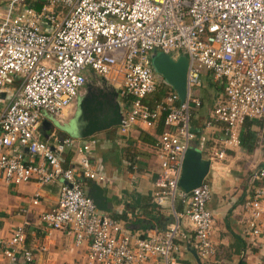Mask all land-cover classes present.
Instances as JSON below:
<instances>
[{
    "label": "built area",
    "instance_id": "obj_1",
    "mask_svg": "<svg viewBox=\"0 0 264 264\" xmlns=\"http://www.w3.org/2000/svg\"><path fill=\"white\" fill-rule=\"evenodd\" d=\"M155 52L186 59L182 100L167 91L145 102L161 86L150 67ZM202 72L221 88L204 124L222 125L220 147L211 151L219 160L225 148L238 146L245 120L264 126V0H0V91L14 84L8 104L0 107V184L57 183L56 206L40 213L39 221L71 237L76 246L87 241L88 264H176L183 218L199 258H209L210 185L204 179L189 192L177 187L183 154L194 141L191 114L200 107L191 88ZM86 74L124 100L116 127L120 136L132 126L147 129L161 120L163 130L153 144L158 162L154 200L182 205L161 234L154 226L151 234L136 236L86 197L81 180H104L86 155L93 140L58 139L53 133L39 139L42 120L61 123L74 108ZM67 151L75 160L63 167ZM130 169L135 174L137 167ZM248 182L240 205L244 234L264 238V167L253 170ZM37 203L34 197L31 204ZM27 225L15 227L7 242H0L8 264L32 263L23 247Z\"/></svg>",
    "mask_w": 264,
    "mask_h": 264
},
{
    "label": "crops",
    "instance_id": "obj_2",
    "mask_svg": "<svg viewBox=\"0 0 264 264\" xmlns=\"http://www.w3.org/2000/svg\"><path fill=\"white\" fill-rule=\"evenodd\" d=\"M169 60L176 62L178 58ZM185 72L186 67L184 78ZM89 75L86 74L85 77ZM13 85L12 82L0 91L3 94L0 97V107L8 104ZM193 88L195 89L191 90V94L198 99L200 107L192 112L190 127L194 138L197 134L196 144L199 145L202 157L206 160L210 157L209 170L204 179L210 185V199L206 203V209L212 218L209 239L213 253L207 259L199 258L194 249L191 226L183 218L180 235L175 240L179 246L176 264H264V238H251L244 234L245 219L240 212V205L250 186V173L264 167V126L262 123L260 126L251 125V140L245 141L243 146L239 143L238 146L225 148L224 156L219 160L213 158L211 151L220 147L222 125L215 124L212 128H206L204 124L216 101L222 96L221 88L211 80L207 72L201 73L198 86ZM85 91L82 90L78 96ZM167 91L174 92L168 85L164 87L161 84L145 98V102L151 104ZM116 101L120 113H124V100L116 96ZM70 115V112L65 113L59 124L65 123ZM160 121L147 129L138 125L132 126L124 136H120L114 127L82 139L94 141L86 155L94 170L104 179L102 182L81 180L84 189L90 183L98 185L103 191L105 203L109 206V213L99 212L120 222L129 232L140 237L151 234L154 226L161 234L171 220L172 211H182V205L178 202L172 206L167 203L157 205L154 200L156 190L153 182L158 172V162L153 144L163 130ZM41 122L37 128L40 140H47L41 136L43 132L47 136L53 133L58 139L68 137L56 129L45 131L41 128ZM241 130L240 127L239 135ZM67 153L68 151L61 157L63 167L70 166L75 160V155L69 157ZM133 164L137 167L135 174L130 169ZM57 194V183L43 186L34 182L19 186L0 184V242H7L12 230L25 222L28 225L25 227L23 247L32 254L31 264H88L87 241L76 246L71 237L60 231L47 230L39 221L40 213L56 206ZM34 197L38 202L35 206L31 204ZM0 264H8L1 254Z\"/></svg>",
    "mask_w": 264,
    "mask_h": 264
},
{
    "label": "water",
    "instance_id": "obj_3",
    "mask_svg": "<svg viewBox=\"0 0 264 264\" xmlns=\"http://www.w3.org/2000/svg\"><path fill=\"white\" fill-rule=\"evenodd\" d=\"M150 67L152 72L175 92L178 99L182 100L185 87V58L180 57L176 62H171L167 56L155 52L150 56ZM105 88V91L97 90L88 94L85 91L84 95L78 96L74 114L65 123L59 124L49 118L47 121L41 122V128L43 127L45 131L56 129L70 138L84 139L98 132L117 127L121 113L116 101V93L108 87ZM2 96L3 94L0 92V97ZM41 136L45 139L48 137L44 132L41 133ZM208 170L209 161L202 157L199 145L195 144L187 148L183 154L177 187L183 192H189L200 185ZM84 193L93 202L97 211L109 213V206L105 203L103 191L98 185L90 183L89 187L84 189ZM196 262H198L197 259Z\"/></svg>",
    "mask_w": 264,
    "mask_h": 264
},
{
    "label": "rangeland",
    "instance_id": "obj_4",
    "mask_svg": "<svg viewBox=\"0 0 264 264\" xmlns=\"http://www.w3.org/2000/svg\"><path fill=\"white\" fill-rule=\"evenodd\" d=\"M154 78L156 80L157 83L159 84H163L162 83V79L159 76L154 75ZM103 87H106L104 85L103 81H100L99 78L94 77L92 75L86 76L85 77V83H84V88L83 90H86V93H91L92 91H97L99 89H102ZM106 89V88H105ZM195 88H191V90L193 91ZM88 90H90V92H87ZM85 93V94H86ZM83 94V93H82ZM84 95V94H83ZM82 96V95H81ZM75 111V104H74V108H71V110H69V112L71 113L70 117L73 116Z\"/></svg>",
    "mask_w": 264,
    "mask_h": 264
},
{
    "label": "trees",
    "instance_id": "obj_5",
    "mask_svg": "<svg viewBox=\"0 0 264 264\" xmlns=\"http://www.w3.org/2000/svg\"><path fill=\"white\" fill-rule=\"evenodd\" d=\"M39 6H35V9H38ZM164 95V94H163ZM162 95V96H163ZM161 119V118H160ZM161 122V121H160ZM258 124L260 126L261 122L256 121V120H245L242 125H241V134L239 135V143L243 146L244 142L247 140H251L253 138V134L250 131V127L251 125H256ZM198 139H197V134H196V138H194L193 141V145H195L197 143ZM69 155V157L72 156L71 153H67Z\"/></svg>",
    "mask_w": 264,
    "mask_h": 264
},
{
    "label": "flooded vegetation",
    "instance_id": "obj_6",
    "mask_svg": "<svg viewBox=\"0 0 264 264\" xmlns=\"http://www.w3.org/2000/svg\"><path fill=\"white\" fill-rule=\"evenodd\" d=\"M83 88H84V87H83ZM99 90L105 91V87H103L102 89H99Z\"/></svg>",
    "mask_w": 264,
    "mask_h": 264
}]
</instances>
